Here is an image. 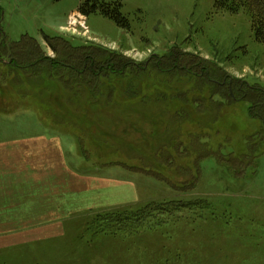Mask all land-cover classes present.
I'll use <instances>...</instances> for the list:
<instances>
[{"label":"rangeland","instance_id":"1","mask_svg":"<svg viewBox=\"0 0 264 264\" xmlns=\"http://www.w3.org/2000/svg\"><path fill=\"white\" fill-rule=\"evenodd\" d=\"M83 1L2 0L3 27L10 40L35 37L52 58L45 34L98 45L144 70L102 73L84 92L48 73L28 79L0 59V174L23 178L11 141L49 138L64 141L54 159L75 174L72 188L81 187L78 174L108 186L76 203L47 239L36 238L42 229L30 215L19 231L0 228L22 238L0 248V264H264V129L241 99L264 88V44L250 16L220 11L217 0H100L121 2L131 30L101 14L87 17V34L60 30ZM172 52L186 68H158ZM197 59L209 64L206 75L187 64ZM229 84L233 97L224 96ZM261 131L253 165L217 158L247 153Z\"/></svg>","mask_w":264,"mask_h":264},{"label":"trees","instance_id":"2","mask_svg":"<svg viewBox=\"0 0 264 264\" xmlns=\"http://www.w3.org/2000/svg\"><path fill=\"white\" fill-rule=\"evenodd\" d=\"M1 1L0 59L10 70L27 74L28 79L36 74L48 73L51 79L58 78L64 84L67 83L71 87L82 88V91H86L85 85L89 88V85L94 86L99 83L98 78L102 73L106 72L105 74H108L111 72L110 74L126 77L128 68H135V71L144 70L142 66L128 60L119 53L87 42L75 44L62 35H43V39L58 55L56 58L47 56L41 42L28 34H24L19 40H10L3 27L5 12ZM216 8L220 11L235 14L242 11L246 13L253 22L257 40L264 44V0H217ZM78 11L87 17L91 14H101L114 21L121 29L131 30L130 20L123 14L121 2L108 3L100 0H85L79 5ZM164 60L161 62L162 59L159 58L158 68H163V63H169L171 69L186 68L184 65L185 59L182 58L179 52L170 53ZM187 64L192 68H196L198 72L202 70L205 75L207 74L205 69L209 65L207 62L197 59V61L188 60ZM210 68L211 73L213 69L211 66ZM134 70L131 72L136 74ZM18 76L20 77L19 74ZM231 87L232 85L229 84V95H224L225 97L234 96L230 95L233 92ZM241 96V99H246L250 103L249 112L252 117L262 120L264 129V88H251ZM257 134L260 137L258 135L256 136L257 140L251 141L247 153L239 157H227L220 152H215L217 158L222 163H231L230 165H253V161L257 158L255 153L260 146L258 140L260 139L261 142L263 140L262 131ZM247 166L240 171H245Z\"/></svg>","mask_w":264,"mask_h":264},{"label":"crops","instance_id":"3","mask_svg":"<svg viewBox=\"0 0 264 264\" xmlns=\"http://www.w3.org/2000/svg\"><path fill=\"white\" fill-rule=\"evenodd\" d=\"M63 26L65 24L60 26V30ZM127 36L129 42L131 37ZM124 42L126 41L123 40ZM32 140V143H24V140H14L9 143L22 152L19 156L24 159L21 160L22 167L19 172L23 175V178L18 179L20 180V183H18L17 177L13 179L10 174H0V228L19 231L15 229L24 227L26 217L30 215V218L37 221L38 227L42 229L36 238L47 239V237L54 235L56 231H60L64 217L68 216L70 212L77 211L75 209L76 203H84L85 199L94 197L96 194L100 195V190L108 186V183L102 182L95 175L83 176L78 174L77 180H79L81 187L72 188L69 179L70 176L75 174L69 171L67 167L56 169L59 160L54 159L56 153L59 154L64 150V141H55L49 138ZM40 154L47 159V167H44L42 161L39 160ZM50 159L53 161H49ZM27 163H34L35 167L28 168L26 167ZM24 169L27 171L25 172ZM16 172L14 173L16 174ZM5 185L9 186L7 188L9 191L4 189ZM52 222L53 225H50ZM19 243H22V238L19 235L9 233L0 236V248Z\"/></svg>","mask_w":264,"mask_h":264},{"label":"built area","instance_id":"4","mask_svg":"<svg viewBox=\"0 0 264 264\" xmlns=\"http://www.w3.org/2000/svg\"><path fill=\"white\" fill-rule=\"evenodd\" d=\"M87 21L88 18L86 15L82 14L80 11H74L68 16L65 26L62 28H67V30H71L73 32H75L73 29H77L78 31L82 29V31L87 34V31L89 30Z\"/></svg>","mask_w":264,"mask_h":264}]
</instances>
